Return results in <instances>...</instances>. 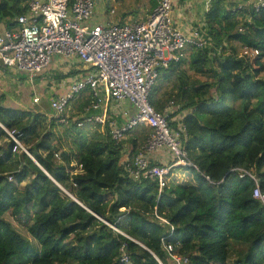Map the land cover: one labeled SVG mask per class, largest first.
Returning a JSON list of instances; mask_svg holds the SVG:
<instances>
[{"label": "trees", "instance_id": "trees-1", "mask_svg": "<svg viewBox=\"0 0 264 264\" xmlns=\"http://www.w3.org/2000/svg\"><path fill=\"white\" fill-rule=\"evenodd\" d=\"M228 1L215 0L205 14L200 35L208 45L187 47L180 62L161 70L152 90L157 112L173 103L178 109L171 118L186 113L182 143L199 169H174L161 193L156 181H134L122 167L150 129L120 143L110 134L90 137L77 118L66 126L51 107L46 113L21 109L0 95V264H125L123 248L129 264H172L163 242L191 264H229L237 245L246 251L236 264H264V206L253 199V180L236 171H253L264 193V10L245 14L238 6L243 0ZM27 10L24 0H0V24L11 29ZM243 15L250 21L241 24ZM232 42L259 55L239 58L237 47L228 51ZM96 101L88 90L80 94L78 117ZM179 171L182 178L171 182Z\"/></svg>", "mask_w": 264, "mask_h": 264}, {"label": "built area", "instance_id": "built-area-1", "mask_svg": "<svg viewBox=\"0 0 264 264\" xmlns=\"http://www.w3.org/2000/svg\"><path fill=\"white\" fill-rule=\"evenodd\" d=\"M97 1L24 0L27 12L15 20L14 27L7 29L5 39L0 35V63L3 68L24 73L33 81L55 58L79 60L87 69V75L77 79L66 96L51 100L50 107L55 116L62 118L64 125H69L70 103L88 90L97 101L85 107L82 118L75 121L80 129L108 126L111 138L117 143L138 128L150 129V135L138 153L133 157L126 156L122 167L134 181H156L161 193L174 169H199L184 149V125L179 123L177 128L171 125L173 103L160 113L151 105L150 96L161 70L180 62L190 45L203 48L208 42L201 35L187 36L175 26L173 0H155L156 7L144 21L129 24L97 21ZM239 9L260 13L264 10V0H243ZM114 14L115 11H111V15ZM258 55L259 50L248 46H241L238 53L239 58L247 59ZM103 95L106 102L102 100ZM39 101L36 98L34 103ZM125 101L135 108L136 114L118 125L107 115L108 103L115 106ZM100 108L102 114H91L92 110ZM158 151L168 155L167 164L151 162L150 156ZM236 171L241 179L250 177L253 180V199L264 206V193L256 174L243 169ZM206 179L210 180L209 177ZM210 184L216 186L219 183ZM156 217L169 225L168 220ZM171 231H174L173 227ZM163 247L172 264H191L190 258L176 254L172 245L163 242ZM122 251V262L129 264L124 248Z\"/></svg>", "mask_w": 264, "mask_h": 264}, {"label": "crops", "instance_id": "crops-1", "mask_svg": "<svg viewBox=\"0 0 264 264\" xmlns=\"http://www.w3.org/2000/svg\"><path fill=\"white\" fill-rule=\"evenodd\" d=\"M44 1V0H41ZM215 0H173V19L175 22V26L178 27L185 35L187 36H195L200 35V32H202V24L204 22V17L207 11L210 9V6ZM98 17L97 21H107V18L111 15V11H115V15H117L116 10V4L125 2V0H112L110 2H106L105 0H98ZM127 2V1H126ZM104 3L105 6L103 5ZM108 3V5H107ZM243 4V1H241L240 5ZM136 7V5H135ZM141 7V6H137ZM136 7V9H137ZM143 9V15H139V18H137V15H129L132 11H127L126 8H123V11L125 13L122 17L117 18L113 21H107V22H113V23H120L125 24L127 22L134 23L139 21H144L154 10L156 7V1L150 0L148 5L142 6ZM129 24V23H128ZM7 70L3 67H0V84L3 85L4 83L1 81L5 78L7 75ZM11 71V70H10ZM87 75V69H85L82 64L79 62V60H70L65 58H55L52 61V64L48 67V69L36 77L33 81H30L33 85V91L31 98H26L24 96V93L17 92V94H14L15 97H17L18 102H16L13 98L11 99L12 104L21 108V109H29L28 107L31 106L32 110L34 111H41L43 113H46L44 109H39V103L44 98L47 103L50 106V102L53 99H57L60 97L66 96L72 84L82 77H85ZM59 77V79H58ZM64 79H61L63 78ZM57 81H56V80ZM60 80V81H58ZM55 87L54 91L53 88ZM42 96V97H41ZM38 98L40 101L38 104L34 103V100ZM77 96L74 98V100L70 103L69 109L73 114V117L77 116V120L82 118V116L78 117L79 112H73L72 109H74L77 106ZM106 102V100H105ZM104 105V104H103ZM105 106V105H104ZM106 107V106H105ZM108 117L112 116L118 125H122L129 119L135 116L136 110L135 108L127 101L112 105L111 102L108 103ZM68 109V113H69ZM112 112H111V110ZM84 111V110H82ZM95 115L102 114L103 109L100 108L98 110H95ZM54 113L52 112V115ZM76 114V116H74ZM94 114V113H93ZM186 114L181 113L179 116L172 118L173 124H179L184 119ZM75 119V118H74ZM139 129V128H138ZM84 132L92 137L95 134H101V135H108L109 131L107 130V126H94L85 128ZM151 162H153L155 165H165L169 162L168 155L158 151L153 153L150 156Z\"/></svg>", "mask_w": 264, "mask_h": 264}, {"label": "rangeland", "instance_id": "rangeland-1", "mask_svg": "<svg viewBox=\"0 0 264 264\" xmlns=\"http://www.w3.org/2000/svg\"><path fill=\"white\" fill-rule=\"evenodd\" d=\"M112 1V0H110ZM108 1V2H110ZM127 1V2H126ZM150 2V0H125V2H122V3H119V4H116V10H117V15H113V17L109 16L107 18V21H113L116 20L117 18L119 17H122L123 14L125 13V11H123V8L125 7L126 10L129 12V11H132L131 13H129V15H137V18H139V15H141L143 13L142 9L143 7L142 6H146L148 5V3ZM229 4H236L238 5L235 0H232V2L228 1ZM106 3H104L103 5L105 6ZM240 4V3H239ZM108 5V3H107ZM137 6H141L140 8L136 7ZM239 6V5H238ZM232 8H235V7H232ZM248 12H251L250 9H246L244 10V13H248ZM143 15V14H142ZM97 17H98V13H97ZM239 20L241 21V24H244L246 23L247 21H250V18L249 16H240ZM127 23H130V22H127ZM242 27V26H241ZM231 47H237V49H240V44L239 43H236V42H232L228 45V51H230V48ZM264 78V76H263ZM59 79V77H58ZM61 79H64L61 78ZM200 81H206L205 78H202V77H199L198 78ZM56 80V79H55ZM4 84L1 85L0 84V95L2 94H6L7 98L9 99H14L16 102H18L17 100V97H15L14 94H17V92H21V93H24V96L26 98H31L32 96V91H33V85L31 84L30 82V79L28 77V75L24 74V73H19V72H16V71H10V70H7V75L5 76L4 79L1 80ZM57 81V80H56ZM60 81V80H58ZM173 85L169 84L166 89L169 91L168 92H173L174 96L176 93H174V90L175 88H172ZM53 88V91L55 89V87H52ZM164 92V91H163ZM80 95V94H79ZM77 95V98L78 96ZM42 97V96H41ZM43 100L39 103L40 107L39 109L37 110H40V109H44L45 111L49 110L51 112V109H50V106L49 104L47 103V101L42 98ZM106 99V96H102V100L105 101ZM167 99V100H165ZM165 104L168 105V102L169 100L173 101L171 98H170V95H167V98H165ZM169 107H170V104H169ZM29 109H32L31 106L28 107ZM178 109V108H177ZM177 109H174L172 110L173 112H176ZM71 108L69 109V113L67 112V115L69 116V118H77L76 114L74 116L76 117H73L72 115V111H70ZM73 112H76L78 113L79 112V107L78 105L72 109ZM186 114V113H185ZM184 115V113H183ZM136 131V130H135ZM134 134V132H132ZM129 137V136H128ZM128 137L125 139V142L127 141ZM124 148H126L125 152L129 151V148H130V145L126 144L124 146ZM126 157L123 158L122 162L125 160ZM182 171H179V172H175L173 177L171 178V182H178L180 179L179 177L181 175H184L183 173H181ZM175 176V177H174ZM182 178V176H181ZM179 179V180H178ZM29 180H27L25 182L28 183ZM7 220L16 228V230L24 237L26 238L27 240H29V242L33 245V246H38V244L35 242V240L30 236V234L28 233V231L23 227L21 226L18 222H16L15 220L11 219L10 217H7ZM246 251V247L245 246H242V245H237V246H234L232 249H231V256H230V259H229V264H236V262L238 261V258L240 256V253H244Z\"/></svg>", "mask_w": 264, "mask_h": 264}, {"label": "water", "instance_id": "water-1", "mask_svg": "<svg viewBox=\"0 0 264 264\" xmlns=\"http://www.w3.org/2000/svg\"><path fill=\"white\" fill-rule=\"evenodd\" d=\"M7 31V28L5 26V24H0V35L3 37V39H5V32ZM25 153L36 163V165H38L42 171L44 173L47 174V176H49V174L37 163V161L31 156V154L29 152H27L26 150H24ZM50 177V176H49ZM54 181V180H53ZM55 182V181H54ZM63 190V189H62ZM72 197V196H71ZM74 202L78 203L82 208H84L85 210H87L88 212L92 213L95 217H97L98 219H100L97 215H95L91 210H89L87 207H85L83 204H81L77 199H75L74 197H72ZM101 220V219H100ZM103 221V220H102ZM105 222V221H104ZM159 262V260H158ZM160 263V262H159ZM161 264V263H160Z\"/></svg>", "mask_w": 264, "mask_h": 264}]
</instances>
